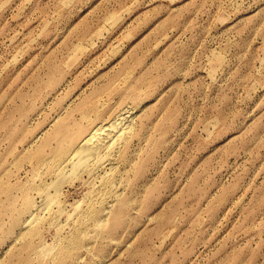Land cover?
Returning a JSON list of instances; mask_svg holds the SVG:
<instances>
[{"label":"rangeland","instance_id":"rangeland-1","mask_svg":"<svg viewBox=\"0 0 264 264\" xmlns=\"http://www.w3.org/2000/svg\"><path fill=\"white\" fill-rule=\"evenodd\" d=\"M0 264H264V0H0Z\"/></svg>","mask_w":264,"mask_h":264},{"label":"bare ground","instance_id":"bare-ground-1","mask_svg":"<svg viewBox=\"0 0 264 264\" xmlns=\"http://www.w3.org/2000/svg\"><path fill=\"white\" fill-rule=\"evenodd\" d=\"M102 108V107H101ZM93 109V108H92ZM92 112V111H91ZM124 114V113H123ZM126 114V113H125ZM130 114V113H129ZM94 115V114H93ZM131 116V115H130ZM129 116V117H130ZM132 117V116H131ZM108 118V117H107ZM110 118V117H109ZM83 119V118H82ZM88 119V118H87ZM86 119V120H87ZM132 119V118H131ZM108 120V119H107ZM88 121V120H87ZM102 121V120H101ZM106 121V120H105ZM133 121V120H132ZM103 122V121H102ZM134 122V121H133ZM99 123V122H98ZM96 124V123H95ZM104 124V123H103ZM132 124V123H131ZM130 120L128 119L127 115L124 116H120V117H116L115 120H113L112 122H110L109 124L105 125V126H97L96 128H94L89 134H87L80 142H78L77 145H75V148L73 147V150L70 151L69 155L67 158L64 157V163L68 162V164L72 163V168H74V170L76 168L79 167H87L88 163L90 162V159L94 156H99L101 154H103V152L107 153L105 149H110L109 147L113 146L114 143H120L121 140L125 139L126 136H128L129 131H130ZM134 125V124H133ZM94 126V125H93ZM92 126V127H93ZM132 127V126H131ZM133 128V127H132ZM133 130V129H132ZM131 130V131H132ZM82 131V130H81ZM79 132V131H78ZM132 135V133H131ZM73 136V135H71ZM128 138V137H127ZM126 138V139H127ZM77 139V138H76ZM129 139V138H128ZM72 141V140H71ZM78 141V140H77ZM76 141V142H77ZM124 141V140H123ZM122 141V142H123ZM126 141V140H125ZM70 143V142H69ZM71 144V143H70ZM121 144V143H120ZM119 144V145H120ZM117 145V146H119ZM122 145V144H121ZM68 146V145H67ZM113 147H116L115 145ZM121 147V146H119ZM67 149V148H66ZM114 149V148H113ZM118 149V148H117ZM115 149V150H117ZM123 149V148H121ZM71 150V149H70ZM112 150V148H111ZM108 151V150H107ZM122 151V150H121ZM66 153V152H65ZM64 153V154H65ZM62 154V152H61ZM109 154V153H108ZM112 154H114L112 152ZM63 155V154H62ZM110 156V154H109ZM108 156V157H109ZM98 157V158H99ZM104 157H107L106 155ZM97 158V159H98ZM101 158H103V156H101ZM93 159V158H92ZM91 159V161H92ZM96 159V160H97ZM108 159V158H107ZM95 160V159H94ZM105 160V159H104ZM61 161V160H60ZM98 161V160H97ZM107 161V160H106ZM93 162V161H92ZM102 162V159H100V163ZM63 163V162H62ZM61 163V164H62ZM63 163V164H64ZM91 163V162H90ZM99 163V161H98ZM59 164V163H58ZM67 164V163H66ZM67 164V165H68ZM69 164V165H70ZM97 164V162L95 163ZM108 164V163H107ZM63 166V165H62ZM66 166V165H64ZM99 166V165H98ZM101 166V165H100ZM103 166V164H102ZM106 166V164H105ZM86 167L84 169H86ZM90 167V165H89ZM96 167V166H95ZM111 167V166H110ZM101 168V167H100ZM99 168V169H100ZM114 168V167H113ZM110 168V169H113ZM81 169V168H80ZM77 169V170H80ZM91 169V168H89ZM97 169V168H96ZM92 172V170H89ZM93 171L94 168H93ZM112 170H110L111 172ZM115 171V170H114ZM96 172V171H95ZM116 172V171H115ZM113 174V173H112ZM111 175V174H110ZM111 180V178H110ZM46 188H43L42 192H46ZM45 194V193H44ZM44 197V196H43ZM45 202L43 205L40 206V208H37V210H40L43 212L44 210H50L48 207L51 206L52 203H54L55 201V196L54 195H48L45 194ZM55 212V211H54ZM38 215H41L39 213V211H37L33 217H31L28 221L27 224L30 225L32 222H34L36 219L37 221L40 219ZM39 218V219H38ZM36 222V221H35ZM34 222V223H35ZM33 223V224H34ZM30 227V226H27Z\"/></svg>","mask_w":264,"mask_h":264}]
</instances>
